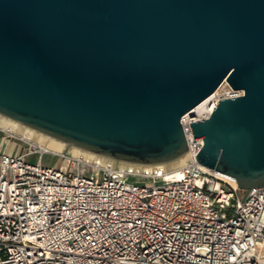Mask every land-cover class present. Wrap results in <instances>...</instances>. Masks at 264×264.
<instances>
[{
	"label": "water",
	"instance_id": "water-1",
	"mask_svg": "<svg viewBox=\"0 0 264 264\" xmlns=\"http://www.w3.org/2000/svg\"><path fill=\"white\" fill-rule=\"evenodd\" d=\"M223 82L196 160L264 188V0H0V115L69 146L176 160Z\"/></svg>",
	"mask_w": 264,
	"mask_h": 264
},
{
	"label": "built area",
	"instance_id": "built-area-1",
	"mask_svg": "<svg viewBox=\"0 0 264 264\" xmlns=\"http://www.w3.org/2000/svg\"><path fill=\"white\" fill-rule=\"evenodd\" d=\"M222 87L181 118L187 151L174 170L13 151L0 129V264H264V188L241 190L196 160L190 124L242 94Z\"/></svg>",
	"mask_w": 264,
	"mask_h": 264
},
{
	"label": "bare ground",
	"instance_id": "bare-ground-1",
	"mask_svg": "<svg viewBox=\"0 0 264 264\" xmlns=\"http://www.w3.org/2000/svg\"><path fill=\"white\" fill-rule=\"evenodd\" d=\"M227 83L224 82V85H226ZM222 86L220 87V89L222 88ZM217 89L214 92V95L220 90ZM238 94H241V91H237ZM212 97H208L207 99H205L203 102H201L198 106H196L193 110H191L190 112H188L186 115H190L193 113H201L200 111H202L205 107V104L211 99ZM0 129H2L3 131H7L10 133H14L17 136L21 137V138H25L30 140L31 142H33L34 144L38 145L41 149L42 152L45 153H51V154H57V155H62L64 152H66V156H77V155H88V156H95L97 159L102 160V161H107L109 160V158L103 157L101 155L98 154H93L90 152H87L83 149H80L78 147L75 146H69L57 139H54L52 137H49L47 135H44L38 131H35L33 129H30L24 125H21L11 119H8L2 115H0ZM112 161V160H110ZM115 161V160H113ZM185 162V155L181 156L180 158L173 160L171 162L165 163L163 164L164 167L170 169V170H174L176 168H179L180 166H182ZM217 173V172H216ZM217 175L222 178L225 181H229L234 187H237V184L235 182V180L229 176L223 175L221 173H217Z\"/></svg>",
	"mask_w": 264,
	"mask_h": 264
},
{
	"label": "rangeland",
	"instance_id": "rangeland-1",
	"mask_svg": "<svg viewBox=\"0 0 264 264\" xmlns=\"http://www.w3.org/2000/svg\"><path fill=\"white\" fill-rule=\"evenodd\" d=\"M224 88L222 87L220 91H222ZM4 134L7 135L9 137V143L10 145H12L14 147V150L15 151L17 148L23 150L25 148H31L32 150H37V151H41L40 147L36 144H34L33 142H31L30 140L28 139H25V138H21L19 136H17L16 134L14 133H10V132H7V131H4ZM62 155L66 156V152H64ZM78 156H81V155H78ZM66 157H72V156H66ZM43 163L46 164V165H53L55 163V166L56 167H59L60 165H62V162H61V158L60 156H56L55 158L54 157H51V154H47L43 157Z\"/></svg>",
	"mask_w": 264,
	"mask_h": 264
}]
</instances>
